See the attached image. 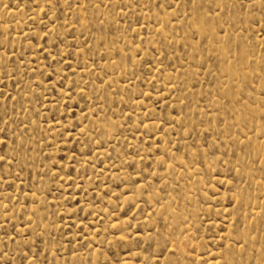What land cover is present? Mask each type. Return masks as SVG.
Wrapping results in <instances>:
<instances>
[{
	"label": "rangeland",
	"instance_id": "obj_1",
	"mask_svg": "<svg viewBox=\"0 0 264 264\" xmlns=\"http://www.w3.org/2000/svg\"><path fill=\"white\" fill-rule=\"evenodd\" d=\"M0 264H264V0H0Z\"/></svg>",
	"mask_w": 264,
	"mask_h": 264
}]
</instances>
